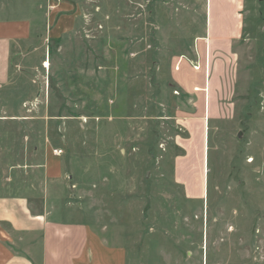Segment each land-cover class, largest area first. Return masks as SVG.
Instances as JSON below:
<instances>
[{
    "label": "rangeland",
    "instance_id": "1",
    "mask_svg": "<svg viewBox=\"0 0 264 264\" xmlns=\"http://www.w3.org/2000/svg\"><path fill=\"white\" fill-rule=\"evenodd\" d=\"M11 1L35 35L0 86V195L40 205L45 154L62 149L59 206L125 264H264V0H244L229 52L212 49L204 200L174 162L182 118L203 109L189 87L204 84L206 0Z\"/></svg>",
    "mask_w": 264,
    "mask_h": 264
},
{
    "label": "crops",
    "instance_id": "2",
    "mask_svg": "<svg viewBox=\"0 0 264 264\" xmlns=\"http://www.w3.org/2000/svg\"><path fill=\"white\" fill-rule=\"evenodd\" d=\"M243 5L244 0L205 2L204 84L189 87L199 89L195 91L203 97V109L195 116L182 118L190 119L183 124L189 127L191 135L177 140L185 148V155L176 156L174 162L176 180L184 185L189 197L198 200H204L208 192V134L210 119L215 114L211 115L208 102L209 61L211 64L213 48L214 54L229 52L233 42L242 36ZM71 7L75 13L81 12V6ZM21 9L11 0H0V86L11 79L13 58L33 43L34 11ZM54 149H47L45 154L43 168L48 183L40 205H33L23 195H0V264H125L121 245L108 243L90 225L73 220L74 214L67 206H59L68 185L64 181L63 158Z\"/></svg>",
    "mask_w": 264,
    "mask_h": 264
},
{
    "label": "built area",
    "instance_id": "3",
    "mask_svg": "<svg viewBox=\"0 0 264 264\" xmlns=\"http://www.w3.org/2000/svg\"><path fill=\"white\" fill-rule=\"evenodd\" d=\"M56 4H50V8H56ZM198 69V68H197ZM54 152L57 154V155H61L63 153V150L62 149H54Z\"/></svg>",
    "mask_w": 264,
    "mask_h": 264
},
{
    "label": "bare ground",
    "instance_id": "4",
    "mask_svg": "<svg viewBox=\"0 0 264 264\" xmlns=\"http://www.w3.org/2000/svg\"><path fill=\"white\" fill-rule=\"evenodd\" d=\"M48 62H46V64L44 65L45 67H49V65H47Z\"/></svg>",
    "mask_w": 264,
    "mask_h": 264
}]
</instances>
